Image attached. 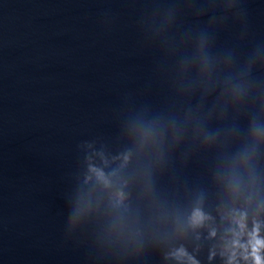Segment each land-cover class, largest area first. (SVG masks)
Segmentation results:
<instances>
[{"label":"water","instance_id":"obj_1","mask_svg":"<svg viewBox=\"0 0 264 264\" xmlns=\"http://www.w3.org/2000/svg\"><path fill=\"white\" fill-rule=\"evenodd\" d=\"M0 264H264V0H0Z\"/></svg>","mask_w":264,"mask_h":264}]
</instances>
